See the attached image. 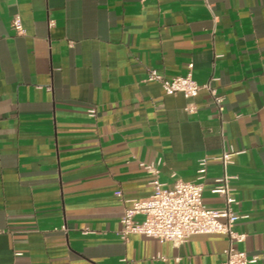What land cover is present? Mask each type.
I'll return each instance as SVG.
<instances>
[{
  "label": "crops",
  "instance_id": "0c3cea01",
  "mask_svg": "<svg viewBox=\"0 0 264 264\" xmlns=\"http://www.w3.org/2000/svg\"><path fill=\"white\" fill-rule=\"evenodd\" d=\"M150 69L210 82L221 115ZM203 157V203L229 176L235 247L264 264V0H0V264H218L225 234L119 236L153 179L199 181Z\"/></svg>",
  "mask_w": 264,
  "mask_h": 264
},
{
  "label": "built area",
  "instance_id": "2783aa9c",
  "mask_svg": "<svg viewBox=\"0 0 264 264\" xmlns=\"http://www.w3.org/2000/svg\"><path fill=\"white\" fill-rule=\"evenodd\" d=\"M11 27L16 33H22L21 22L17 16L12 18ZM145 80L159 82L165 94L181 93L190 99L200 90H204L216 114L220 116L223 111V97L217 93L215 87L210 82L198 84L192 79L190 72L183 76L163 79L155 70L150 69ZM186 110L194 111L195 107L189 105ZM94 114L95 109H88V115ZM229 156L228 153L221 155L223 166L229 162ZM141 165L154 174L158 173L152 164ZM206 165L205 157L198 160L196 173L199 181L196 182L178 179L164 186L157 178L153 179L151 195L133 200L121 216L120 238L125 239L128 234H141L179 245L191 235L225 234L228 237V244L223 251L224 259L218 264H253L256 261L255 256L249 257L235 247V243L244 239V234L233 230L239 215L232 208L237 200L230 195L231 189L228 185L230 177L224 174L211 189L213 194L223 197V207L215 209L203 203V186L200 180L204 177ZM116 194L119 196L120 192ZM136 216H141V219L137 220Z\"/></svg>",
  "mask_w": 264,
  "mask_h": 264
}]
</instances>
